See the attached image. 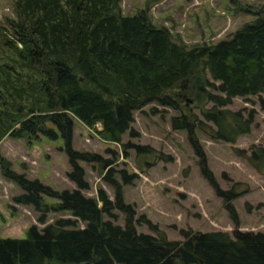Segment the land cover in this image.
Returning a JSON list of instances; mask_svg holds the SVG:
<instances>
[{
    "label": "trees",
    "instance_id": "trees-1",
    "mask_svg": "<svg viewBox=\"0 0 264 264\" xmlns=\"http://www.w3.org/2000/svg\"><path fill=\"white\" fill-rule=\"evenodd\" d=\"M17 5L22 21L13 26V39L0 41V52H14L31 75L19 72L17 79L28 77L16 84L11 77L16 69L0 71V141L6 134L61 137L72 168L68 177L77 189L58 192L28 179L0 153L2 176L23 191L16 202L48 212L52 207L42 198H56L53 210L74 218L32 226L25 238H0V264H264L262 232L184 231V239L176 241L155 227L154 235L139 232L112 170L104 180L114 189L113 200L102 188L96 197L82 193L89 186L80 162L109 161L72 148L74 118L91 128L100 124L102 139L121 143L127 132L134 134L135 111L151 103L180 110L171 127L186 132L202 175L237 223L231 201L239 190H219L196 131L228 143L250 132L253 111L246 116L226 106L236 97L264 94V13L214 45L189 48L153 25L145 12L123 15L120 0H18ZM176 91L193 96L202 120L184 112L187 105L180 94L173 96ZM130 146L143 157L155 153L147 145ZM246 158L264 169L261 146L253 145ZM120 179L129 184L132 176L121 171ZM114 209L124 213L123 225L112 220ZM45 218L42 213L38 220Z\"/></svg>",
    "mask_w": 264,
    "mask_h": 264
},
{
    "label": "rangeland",
    "instance_id": "rangeland-1",
    "mask_svg": "<svg viewBox=\"0 0 264 264\" xmlns=\"http://www.w3.org/2000/svg\"><path fill=\"white\" fill-rule=\"evenodd\" d=\"M17 1L0 0V41L6 37L13 39V26L22 21ZM120 9L123 15L145 12L153 25L167 29L175 42L190 48L214 45L230 37L245 23L254 20L258 13H264V0H120ZM17 47L22 46L17 44ZM11 69H16L11 74L16 84L26 82L27 73L31 75L16 54L5 49L0 52V71ZM19 72L22 73L20 77L26 73L23 78L19 77L20 80L16 78ZM0 89L4 90L3 86ZM178 94L187 105L184 112L189 110L202 120L200 105L192 100L193 96L180 91L173 96ZM5 96L10 99L6 92ZM226 107L241 110L246 116L253 111L255 118L248 134L240 135L235 143L213 140L200 130L196 134L219 190H239L231 201L237 223L225 207L224 197L219 196L202 175L200 157L189 143L186 132L171 127V117L181 115L182 111L157 103L134 112L131 125L134 134L127 132L121 143L102 139L97 133L100 124L91 128L73 119L72 148L109 161L106 166L80 162L89 186L82 193L96 197L97 189L102 188L113 200L114 189L104 180L112 170L139 232L154 235L151 227H155L165 233L167 239L175 241L184 239V231H222L230 236L235 231L264 233V169H256L246 158L253 145L264 149V94L236 97ZM17 127L15 124L13 128ZM128 144L147 145L155 153L143 157ZM0 153L10 161L14 171L28 179H37L58 192L77 189L68 177L72 168L61 137L52 140L41 134L36 137L26 134L14 138L6 134L0 141ZM121 171L132 176L131 183L122 182ZM21 194L22 189L0 172V238H25L32 226L41 229L58 218L74 219L69 213L53 210L58 204L56 198L44 196L43 202L52 208L39 212L32 205L16 202L15 198ZM42 213L46 217L44 223L38 220ZM124 219V213L113 210L115 223L123 225ZM77 226L83 227L84 223L77 220Z\"/></svg>",
    "mask_w": 264,
    "mask_h": 264
}]
</instances>
